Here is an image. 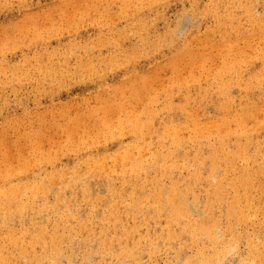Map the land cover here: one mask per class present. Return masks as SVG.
Wrapping results in <instances>:
<instances>
[{
	"label": "rangeland",
	"instance_id": "obj_1",
	"mask_svg": "<svg viewBox=\"0 0 264 264\" xmlns=\"http://www.w3.org/2000/svg\"><path fill=\"white\" fill-rule=\"evenodd\" d=\"M255 18H264V0H0V172L13 168L6 184L20 189L22 198L54 178L51 190L40 189L29 210H14L5 223L16 233L58 229L66 235L61 264L110 261L100 248L103 232L116 239L115 250L152 236L158 251L150 258L149 247H142L138 264L195 259L198 245L182 225L174 226L177 236L171 237L165 214L146 221L153 188L134 185L129 173L123 177L100 167L88 176L76 173L85 162L92 166L125 150L136 158L134 144L141 136L149 165L148 149L158 145L166 127L178 126L175 163L184 183L193 180L187 172L198 161L199 144L206 179L205 158L215 138L198 139L192 123L204 127L235 114L241 103L264 102V40ZM135 120L148 127L137 133ZM251 120L252 151L264 154V112ZM159 174V167L149 172ZM207 195L200 180L187 192L188 206L195 209L191 218L205 216ZM222 210L213 207L220 233ZM114 211L127 229L115 222ZM79 224L83 233L71 235ZM135 228L127 239L125 232ZM248 228L264 240L262 214ZM198 241L210 251L205 237ZM5 246L14 256L10 264H35L33 256L44 252L38 245H24V251ZM244 249L243 240L225 262Z\"/></svg>",
	"mask_w": 264,
	"mask_h": 264
},
{
	"label": "bare ground",
	"instance_id": "obj_2",
	"mask_svg": "<svg viewBox=\"0 0 264 264\" xmlns=\"http://www.w3.org/2000/svg\"><path fill=\"white\" fill-rule=\"evenodd\" d=\"M255 21L260 26L261 39L264 40V18H255ZM111 64L115 66L118 62L112 59ZM221 106L224 107V104ZM263 106V101L259 103L244 102L240 104V109L235 114L224 115L210 125L203 127L196 121L192 123V130H195L198 139L201 137L205 139L207 135H213L215 138L214 145L208 148L205 158L209 163L206 179L201 178L204 158L199 154L204 148L197 139V144H199L197 147L198 161L195 167L187 172L191 173L193 180L187 184L184 183L179 172L181 165L175 163L177 159L175 145L178 142V131L180 130L178 126L166 127L165 133L160 134L158 145L148 149L150 151L149 165L145 163L146 159H143V152L147 148L145 138L141 136L134 144L139 154L136 158H133L130 150H125L119 157L101 160L92 166H89V162H85L87 166L76 175L88 176L94 169L97 170L100 167L108 172L120 173L119 175L123 177L129 173L134 178L132 181L134 185L147 184L153 188V195L147 198L146 221L149 223L157 215L163 213L165 217L167 216L166 226L169 236H177L174 226L178 225L181 228L182 225V228L191 235L198 245L195 259L185 261L184 264H227L225 256L231 252L237 253L238 244L243 240L246 245L244 253L239 254L230 264H264V240L255 231L256 229L250 231L248 228L249 224L253 223L261 214L264 219V197L261 198L264 188V162H260L261 159L264 160V154L260 149L252 151L253 140L248 127V124L254 121L251 119L264 112V109L261 110ZM135 121L137 133L148 127L144 122ZM224 128H227L225 129L226 133L221 135L223 132L221 130ZM161 146H165V152L160 150ZM27 167L29 165L25 164V168ZM157 167L160 168L159 176L151 177L149 172L152 168ZM220 172H222V176L217 175ZM12 175L13 168L10 167H6L0 172V181L5 183L0 184V210L4 214V219L0 223V264H10L14 257L11 254L12 251L7 250L6 243L11 247H21L22 251L26 248L24 245H38L44 252L43 256L37 254L33 256L35 264H43L45 258L50 261V264H61L63 258L61 243L66 235L58 233V229L48 232L43 226H37L32 233L28 232V229L16 233L5 223L6 218H10L14 210L21 213L29 210L32 207L29 204L31 198L40 189L45 193L51 190L54 178L33 186L29 191L33 197L22 198L20 189L6 184ZM199 180L205 182L206 185L208 194L205 202L206 210L205 216L200 214L193 219L191 214L195 209H190L188 206L186 194ZM85 190L87 191L88 187H85ZM133 203L137 205L135 200ZM217 205L223 209L221 216L225 220L222 233L218 231L220 219L213 214V207ZM113 214L115 222L122 223V227L127 229L124 220L119 217V212L114 211ZM67 218L62 217L61 228L63 229H65L64 222ZM84 230V224H79L76 228H71L70 234L79 235ZM135 232H137V228L125 232L126 238L129 239ZM103 234L105 237L100 244L101 252H107L111 258L106 264H138V261L143 257L140 253L142 247H149L148 256L150 258H154V254L158 251L154 246L152 236L150 239H148L149 236H140L138 241L132 245L129 243L125 247L115 250L116 239L108 238L109 235L106 232ZM201 237H205L206 241L210 243V251L203 247L204 245H200L198 240ZM90 257L88 256L86 261ZM70 260L71 264H79L77 261Z\"/></svg>",
	"mask_w": 264,
	"mask_h": 264
}]
</instances>
